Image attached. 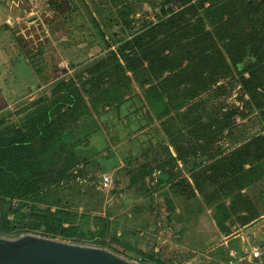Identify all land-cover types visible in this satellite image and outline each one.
Segmentation results:
<instances>
[{"label": "trees", "instance_id": "trees-1", "mask_svg": "<svg viewBox=\"0 0 264 264\" xmlns=\"http://www.w3.org/2000/svg\"><path fill=\"white\" fill-rule=\"evenodd\" d=\"M114 1L120 3L122 21L134 26L135 5ZM90 17L106 54L77 78L53 82L47 94L19 111L0 114V239L34 234L67 242H114L127 255L147 259L145 250L132 243L141 224L122 225L110 209L94 213L104 201L97 173L116 159L102 113L106 107V116L113 109L121 113L137 94L134 82L145 96L141 104L156 112L172 144L162 146L153 164L130 165L128 185L118 188V179L114 192L147 198L169 185L180 198L202 194L226 234L232 217L240 225L260 218L264 206L247 191L264 184V0H163L157 21H146L124 39L113 34L109 41L104 29L110 18L100 15V23ZM238 116L247 121H236ZM148 117L139 128L152 123ZM254 127L258 130L248 136ZM221 141L236 146L222 149ZM179 161L192 181L177 176ZM89 165H97L90 175ZM155 172L159 177L148 183L146 177Z\"/></svg>", "mask_w": 264, "mask_h": 264}, {"label": "rangeland", "instance_id": "rangeland-1", "mask_svg": "<svg viewBox=\"0 0 264 264\" xmlns=\"http://www.w3.org/2000/svg\"><path fill=\"white\" fill-rule=\"evenodd\" d=\"M106 2L109 9L103 13L107 8ZM128 2L131 6L135 5L130 19L134 26L131 25V28L122 21L121 12L118 11L120 3L114 0H3L0 5V114L19 111L28 102L47 94L53 82L61 78H77L76 75L86 65L106 54L105 40L92 23L91 13L100 23V15L110 18V24L104 29L106 40H114L113 34L124 39L135 33L146 21H157L156 13L163 0L156 6L154 3L159 0ZM100 4L103 10H100ZM172 6L177 8L174 3ZM24 57L30 67L23 61ZM30 69H33L31 73ZM134 85L137 94L122 106L121 113L113 109V117L106 116L109 107L102 113L105 120L102 128L108 137L110 149L115 153L116 161L111 160V166L97 173L99 178L103 174H110L114 183L109 189L100 187L104 201L101 209L94 213L105 214L110 209L113 211L111 218H118L122 225L135 227V222L141 224L138 238L133 239L132 243L145 250L147 259L127 255L125 249L114 242L70 243L101 248L135 264H182L191 259L193 245L195 249L201 247L207 253L218 246L227 234L215 225L212 216L214 208L208 205L202 194L197 193V196L189 199L180 198L174 196L169 185L153 191L151 197L147 198H137L131 191L114 192L118 179V188L128 185L125 170L130 165L136 167L148 162L153 164L159 158L162 146L172 144L156 112L141 104L145 96L135 82ZM238 89L239 87L236 90ZM237 94L235 91L229 101H233ZM18 95L23 98L15 100ZM237 104L240 105V102ZM149 115L154 119L152 123L145 125L143 129L139 128L147 122ZM17 117L14 114L12 120ZM236 121L245 123L247 119L238 116ZM257 130L254 127L247 135ZM232 142L221 141L219 145L222 149L229 150L236 146ZM171 149L174 153V147ZM95 166L97 165L86 166L89 175L96 170ZM175 171L179 177H191L182 161L177 163ZM158 175V172L148 175L146 181L153 184L156 179L154 177H159ZM247 194L260 207L264 206V184H255L248 189ZM224 201L229 203L231 196ZM138 209L140 212L135 213ZM124 215L129 219H125ZM240 222L239 218L232 217L228 227L230 232L239 228ZM261 222L264 223V220ZM121 232L122 228L118 230V234ZM106 240H109V236ZM131 252L136 254L135 250Z\"/></svg>", "mask_w": 264, "mask_h": 264}, {"label": "water", "instance_id": "water-1", "mask_svg": "<svg viewBox=\"0 0 264 264\" xmlns=\"http://www.w3.org/2000/svg\"><path fill=\"white\" fill-rule=\"evenodd\" d=\"M264 216V214L262 215ZM261 216V217H262ZM264 220V217L262 218ZM258 219L245 225H250ZM261 222V221H260ZM244 226V225H240ZM243 233V241L228 246L231 252L245 253L244 259L251 264H264V223ZM259 255L254 256V250ZM253 257H251V256ZM235 258V256H233ZM224 260L229 264L233 258L224 251ZM230 261V262H229ZM0 264H133L107 250L73 244L60 239L26 234L17 238L0 239Z\"/></svg>", "mask_w": 264, "mask_h": 264}, {"label": "crops", "instance_id": "crops-1", "mask_svg": "<svg viewBox=\"0 0 264 264\" xmlns=\"http://www.w3.org/2000/svg\"><path fill=\"white\" fill-rule=\"evenodd\" d=\"M25 63L30 67L28 60L24 57ZM33 69H30V73ZM21 95L15 97V100L22 99ZM113 117V113L109 115ZM111 119V118H110ZM264 216L260 217L256 222L250 225L239 226V228L235 229L230 234H227L223 237L222 242L219 243L218 246L213 247L207 253L200 251L201 248L193 249L192 248V257L189 260H186L182 264H229L228 261L224 260V251L228 252V254L233 258L231 264H251L248 260L244 259V252H231L228 250V246L231 244H235V242L241 240L243 241V233L257 226L259 221H262ZM215 225H217L215 223ZM240 225V224H239ZM235 256V258L233 257ZM251 256V255H250ZM253 257V256H251ZM230 262V261H229ZM264 263V260L262 261Z\"/></svg>", "mask_w": 264, "mask_h": 264}, {"label": "built area", "instance_id": "built-area-1", "mask_svg": "<svg viewBox=\"0 0 264 264\" xmlns=\"http://www.w3.org/2000/svg\"><path fill=\"white\" fill-rule=\"evenodd\" d=\"M113 183H114V181H113L112 177L110 176V174H103L102 175V182H101L102 188H108L109 189L113 185ZM253 254H254V256H258L260 254L259 250L258 249L254 250ZM133 264H135V263H133Z\"/></svg>", "mask_w": 264, "mask_h": 264}, {"label": "flooded vegetation", "instance_id": "flooded-vegetation-1", "mask_svg": "<svg viewBox=\"0 0 264 264\" xmlns=\"http://www.w3.org/2000/svg\"><path fill=\"white\" fill-rule=\"evenodd\" d=\"M198 231H200V230H198ZM192 248H195V246L193 245ZM199 248H201V247H199ZM200 251L204 252V250H202V248L200 249Z\"/></svg>", "mask_w": 264, "mask_h": 264}]
</instances>
